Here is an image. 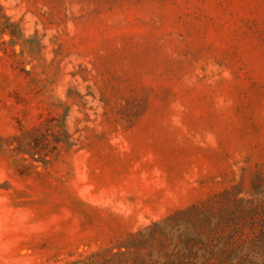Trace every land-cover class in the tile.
Listing matches in <instances>:
<instances>
[{"label": "rangeland", "instance_id": "374dc122", "mask_svg": "<svg viewBox=\"0 0 264 264\" xmlns=\"http://www.w3.org/2000/svg\"><path fill=\"white\" fill-rule=\"evenodd\" d=\"M0 264H264V0H0Z\"/></svg>", "mask_w": 264, "mask_h": 264}]
</instances>
